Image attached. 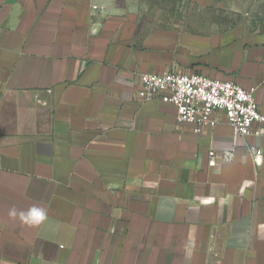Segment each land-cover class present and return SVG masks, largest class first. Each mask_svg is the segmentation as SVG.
<instances>
[{"label": "crops", "instance_id": "1", "mask_svg": "<svg viewBox=\"0 0 264 264\" xmlns=\"http://www.w3.org/2000/svg\"><path fill=\"white\" fill-rule=\"evenodd\" d=\"M165 70L264 106V31L152 22L136 0H0V264H264V136L194 133L140 95Z\"/></svg>", "mask_w": 264, "mask_h": 264}, {"label": "built area", "instance_id": "2", "mask_svg": "<svg viewBox=\"0 0 264 264\" xmlns=\"http://www.w3.org/2000/svg\"><path fill=\"white\" fill-rule=\"evenodd\" d=\"M140 82L142 97H160L163 102L172 103L177 121L192 124L196 134L224 122L233 128L235 136H264V106L258 103L253 91L235 81L165 70L142 73ZM250 150L256 160L262 154L256 146ZM209 155L214 165L215 151Z\"/></svg>", "mask_w": 264, "mask_h": 264}, {"label": "rangeland", "instance_id": "3", "mask_svg": "<svg viewBox=\"0 0 264 264\" xmlns=\"http://www.w3.org/2000/svg\"><path fill=\"white\" fill-rule=\"evenodd\" d=\"M152 22L174 19L194 30L248 26L264 31V0H136Z\"/></svg>", "mask_w": 264, "mask_h": 264}, {"label": "clouds", "instance_id": "4", "mask_svg": "<svg viewBox=\"0 0 264 264\" xmlns=\"http://www.w3.org/2000/svg\"><path fill=\"white\" fill-rule=\"evenodd\" d=\"M9 215L15 216L16 215L15 210H12L9 213ZM37 216L39 217V220H43L45 213L42 210H37L35 208L29 209L27 212H21L20 213L21 220H23L25 223H29V224L39 222L36 219Z\"/></svg>", "mask_w": 264, "mask_h": 264}]
</instances>
